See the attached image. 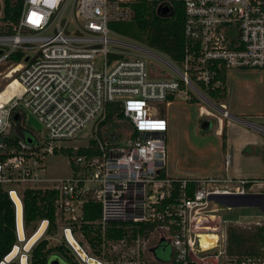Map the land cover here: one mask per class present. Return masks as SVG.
<instances>
[{
	"label": "built area",
	"instance_id": "1",
	"mask_svg": "<svg viewBox=\"0 0 264 264\" xmlns=\"http://www.w3.org/2000/svg\"><path fill=\"white\" fill-rule=\"evenodd\" d=\"M137 2L157 4L170 13L175 5L180 7L181 60L152 54L177 78L167 72L154 76L141 56L123 47L145 50L112 37L117 34L109 25L130 22L131 5ZM15 53H21L22 60L12 64L10 56ZM1 66L5 69L0 72V191L12 203L18 242L19 211L26 237V190L56 192V225L63 223L62 238L70 248L69 238L77 241L86 260L71 249L82 264H160L155 261L156 243L171 248V262L165 264H220L221 256L228 259L227 226L264 230V174L259 179L231 176L230 153L225 154L219 175L165 174L169 123L162 112L166 102L181 95L184 101L194 100L185 89L191 90L223 118L259 133L264 148L263 124L233 117L208 98L211 93L223 94L229 71L258 70L264 79V0H22L16 23L0 32ZM13 81L18 87L4 95ZM112 103L119 105L121 117L108 126L106 108ZM17 112L23 118L17 120L19 134H13ZM27 112L41 126L38 136L20 134ZM74 140L86 143L75 148L62 145ZM78 148L88 153L71 160L70 177L54 180L45 175L48 155ZM243 200L260 207L261 221L220 229L218 219L213 230L205 228L219 210L216 204L231 209ZM90 202L100 205V218L93 223L100 237L95 247L87 244L89 250L102 251V258L90 255L75 235L76 230L83 236L84 206ZM48 224L38 222L45 225L43 235ZM107 229H123V236L109 238ZM201 234L218 239L203 248ZM258 263L264 264V239Z\"/></svg>",
	"mask_w": 264,
	"mask_h": 264
},
{
	"label": "rangeland",
	"instance_id": "2",
	"mask_svg": "<svg viewBox=\"0 0 264 264\" xmlns=\"http://www.w3.org/2000/svg\"><path fill=\"white\" fill-rule=\"evenodd\" d=\"M2 15L3 0H0V17H2ZM112 37L125 43L139 46L145 50L146 52H142L132 49V47L129 46L123 47L124 50H128L126 51L127 53L141 56L147 62L151 72L160 69V74L167 72V74L177 78L166 65L153 56L156 55L161 59L169 61L170 59L166 55L150 49L140 42L130 40L123 36L112 35ZM4 69L5 66H1L0 72ZM14 89H16V87L9 89L7 92L3 91L4 95L10 93V91ZM185 90L189 91V94L194 97V100L184 101V95H181V98L166 102L162 106V112L165 114L169 123L165 174L169 177L176 178L219 175L224 172L225 153L231 154L232 152V162L231 166L228 168V172L231 176L261 178L264 174V152L262 150L260 134L241 123L223 118L215 107L193 95L191 90ZM208 98L212 104L227 110L232 116L255 124L264 125V79L261 71H229L226 76V91L223 97L218 99L213 97ZM204 122L211 123V128L203 129L202 124ZM24 124L23 129L20 131L23 137L26 138L30 134L38 136L37 131L33 129L32 126L27 123ZM109 125H111V123H108V126ZM223 135H225L226 139L223 138ZM40 137H42V134H40ZM225 142L227 143L226 149L224 148ZM85 143L86 140H81L80 142L74 140L62 143V145L75 148L83 146ZM248 144L250 145L249 147L247 146ZM249 150L250 152H248ZM44 164L47 168L45 175L51 179L63 180L70 177L72 174L70 160L62 153L48 155L45 158ZM215 207L219 209L215 216L219 218L220 229L227 224L247 223L261 221L263 219V213L260 207L257 206H236L227 209L225 205L216 204ZM32 226L27 229L26 235H31L37 230L35 229L34 231V226L38 228V224H33ZM62 227L63 223L57 222L56 230L51 234L45 233L43 236V228L41 230L39 229L29 240L25 238L23 233L19 242L17 241L16 243L17 245L13 251L15 254L12 257L9 256L5 262L14 260L19 263V259L21 258L22 264H28L30 249L38 240L46 239L49 248L61 244L68 245L62 238ZM75 232L80 245L88 251L89 245L87 244V240L84 236H81L78 231L75 230ZM217 233L220 235L223 231L221 230ZM250 235L251 234L245 233V237H250ZM31 240L33 241L30 244ZM152 245H154L153 240L150 242V246ZM69 249L74 261H76L77 264H82L73 250L70 247ZM96 251L97 250H93L90 247L88 253L90 255L94 254L99 258L103 256L102 251H99L98 255ZM171 253V248L166 247L163 249L159 247L156 250V258L162 262L169 263L172 258ZM52 255L53 254L50 256ZM239 256L240 255H235L233 257L238 258ZM148 260L152 261V258L148 256ZM219 261L220 264H259L257 261L254 263L229 262L225 256H221Z\"/></svg>",
	"mask_w": 264,
	"mask_h": 264
},
{
	"label": "trees",
	"instance_id": "3",
	"mask_svg": "<svg viewBox=\"0 0 264 264\" xmlns=\"http://www.w3.org/2000/svg\"><path fill=\"white\" fill-rule=\"evenodd\" d=\"M133 19L130 22H117L109 25L110 29L117 35L123 36L130 40L140 42L150 49L156 50L166 55L170 60L177 62L181 60L183 49V14L180 7L175 5L171 16H160L156 12L157 4L137 2L133 3ZM22 8V0H3V15L0 17V32L5 29L8 23H16ZM21 53H15L10 56L11 63H19L22 60ZM154 76L164 77V73L160 74L158 71H152ZM17 88V82L13 81L5 90ZM223 94L211 93L213 98H222ZM3 92V93H4ZM19 120L23 118V114L15 113ZM12 118V133L19 134V122ZM121 117L120 107L116 103L109 104L106 108V124L114 123ZM23 122V119H22ZM223 138L226 139L225 135ZM225 147V143H224ZM87 150L78 148L76 150L66 149L62 154L67 156L70 160L76 157L87 155ZM73 167V164L71 163ZM56 200L55 191H38L26 190L23 197V222L25 234L29 227L33 224H38L41 220H48V228L46 233H53L56 230V217L54 202ZM100 205L90 202L84 206L83 220L81 222V232L87 242L95 247L96 239L99 240V229L93 223L100 218ZM33 227V226H32ZM142 232L144 228L140 226ZM36 226H34V231ZM150 229V228H148ZM33 231V232H34ZM227 246L226 254L229 262L237 261L240 263L245 262H258L260 257V248L263 245V232L262 228L256 227L245 229L237 226L229 225L227 227ZM95 233V236L92 235ZM97 233V235H96ZM245 233L251 234L250 237H245ZM31 235H26L29 240ZM106 235L112 239H118L123 236V229L112 230L107 229ZM16 234L14 226V211L10 200L6 193L0 191V263L3 261L6 264H19L17 261L5 262V260L13 253L16 244ZM163 249L167 245H161ZM13 248V249H12ZM13 250V251H12ZM156 250L154 249L155 261L160 264L165 262L156 258ZM53 254L68 264H77L73 256L70 254L68 245H58L53 248L48 247L46 239L37 241L30 249V257L28 264H47L49 256ZM99 254V251H96ZM240 255L238 258L233 256ZM6 259L4 260V258ZM235 259V260H234ZM156 262V263H157ZM154 264V263H147ZM194 264V263H189Z\"/></svg>",
	"mask_w": 264,
	"mask_h": 264
},
{
	"label": "bare ground",
	"instance_id": "4",
	"mask_svg": "<svg viewBox=\"0 0 264 264\" xmlns=\"http://www.w3.org/2000/svg\"><path fill=\"white\" fill-rule=\"evenodd\" d=\"M13 64V63H12ZM11 67L13 68V65H11ZM18 69V68H17ZM16 69V70H17ZM15 70V71H16ZM17 85H18V83H17ZM218 213V211H216L215 212V215ZM214 215V217L212 218V220H209V221H207L206 223H205V228L207 229V230H213L214 228H215V224H216V222H214V221H218V217L217 216H215ZM18 224H19V239L23 236V232L21 231V227H20V211L18 212ZM43 228V232H44V228H45V225H43V226H41L40 227V225L38 226V228H37V230H41ZM37 230L33 233V235H35V233H37ZM33 235H32V237H33ZM42 236H43V233H42ZM41 236V237H42ZM40 237V238H41ZM217 236L216 235H206V234H201V235H199V242H200V245L203 247V248H208V247H210V246H212L216 241H217ZM34 240V239H33ZM33 240H31V242H30V244L32 243V241ZM39 241V240H38ZM69 245L71 246V248L72 249H74L77 253H78V255L79 256H82V257H84L85 258V254L83 253V251H82V249L80 248V246L78 245V243H77V241L74 239V238H72V237H70L69 238ZM13 251V250H12ZM15 254V252L14 253H11V255H10V257H12L13 255ZM9 258V257H8ZM6 259V257L4 258V260ZM21 259V258H20ZM85 260H86V258H85ZM21 261V260H20ZM3 262V261H2ZM89 262H92V260H89ZM3 264H6V263H4L3 262ZM22 264V263H21Z\"/></svg>",
	"mask_w": 264,
	"mask_h": 264
},
{
	"label": "water",
	"instance_id": "5",
	"mask_svg": "<svg viewBox=\"0 0 264 264\" xmlns=\"http://www.w3.org/2000/svg\"><path fill=\"white\" fill-rule=\"evenodd\" d=\"M156 12L158 15L160 16H171L172 13L169 12V10L167 8H164V7H157L156 8ZM14 119L17 120L18 117L17 116H14ZM26 122L33 127V129L39 131L41 129V126L40 124L34 119V117L30 114V113H26ZM202 128L203 129H210L211 128V123L209 122H204L202 124ZM28 142H30L31 140L28 139L27 140ZM250 152V150L248 151ZM220 203H224V201H219ZM233 207H236V206H254L252 205V203H249L247 201H240L239 203H235V204H232ZM19 264H21V261L19 259ZM47 264H68L66 263L65 261H63L62 259H60L59 257L55 256V255H52L49 257L48 259V262Z\"/></svg>",
	"mask_w": 264,
	"mask_h": 264
},
{
	"label": "crops",
	"instance_id": "6",
	"mask_svg": "<svg viewBox=\"0 0 264 264\" xmlns=\"http://www.w3.org/2000/svg\"><path fill=\"white\" fill-rule=\"evenodd\" d=\"M233 117H235V116H233ZM236 118H238V117H236ZM239 119H240V118H239ZM238 123H239V122H238ZM260 140H261V144H262V139H260ZM226 145H227V143L225 142V147H224L225 149H226V147H227ZM247 146L249 147L250 145L248 144ZM262 150H263V152H264V148H263V146H262ZM226 153H227V152H226ZM226 153H225V154H226ZM231 155H232V152H231Z\"/></svg>",
	"mask_w": 264,
	"mask_h": 264
},
{
	"label": "flooded vegetation",
	"instance_id": "7",
	"mask_svg": "<svg viewBox=\"0 0 264 264\" xmlns=\"http://www.w3.org/2000/svg\"><path fill=\"white\" fill-rule=\"evenodd\" d=\"M27 129V128H26ZM161 245H165V244H161V243H156L155 244V249H158ZM166 246V245H165Z\"/></svg>",
	"mask_w": 264,
	"mask_h": 264
}]
</instances>
